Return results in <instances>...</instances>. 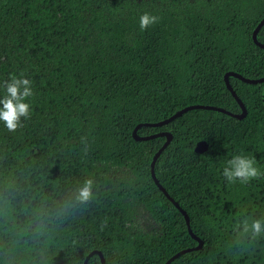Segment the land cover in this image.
Masks as SVG:
<instances>
[{"label":"trees","instance_id":"1","mask_svg":"<svg viewBox=\"0 0 264 264\" xmlns=\"http://www.w3.org/2000/svg\"><path fill=\"white\" fill-rule=\"evenodd\" d=\"M145 12L159 17L146 30ZM264 0H0V98L15 75L32 81L31 116L0 122V264H264V236L233 242L245 216L264 219V81L229 76L242 119L183 107L241 111L224 75L264 76L252 33ZM264 43V24L257 33ZM208 144L195 152L198 141ZM235 155L262 175L229 183ZM91 179L92 198L75 195ZM87 264H101L93 254Z\"/></svg>","mask_w":264,"mask_h":264},{"label":"clouds","instance_id":"2","mask_svg":"<svg viewBox=\"0 0 264 264\" xmlns=\"http://www.w3.org/2000/svg\"><path fill=\"white\" fill-rule=\"evenodd\" d=\"M158 20L159 17L145 12L139 18V27L141 30H146ZM4 88L6 94L0 98V122L9 132L14 133L23 126L22 118L27 120L31 116V107L25 100L33 95L32 81L13 75L10 80L4 82ZM222 175L229 183L240 181L246 184L253 179L260 178L262 173L256 166L254 157L235 155L228 160ZM92 185L91 179L86 180L84 185L78 189L75 200L81 204L90 201ZM233 231L236 233L233 243L247 247L258 237L264 236V219L245 216L234 225Z\"/></svg>","mask_w":264,"mask_h":264},{"label":"water","instance_id":"3","mask_svg":"<svg viewBox=\"0 0 264 264\" xmlns=\"http://www.w3.org/2000/svg\"><path fill=\"white\" fill-rule=\"evenodd\" d=\"M263 24H264V17L260 20V22L257 24V26L255 27V29L253 30V33H252V39H253L254 43L256 45H258L259 47H261V48H264V43L258 41L257 33H258L259 29L262 27ZM229 76H233V77L239 78L242 81L247 82V83H259V82H262V81H264V76H261L259 78H248V77H244L240 73H237V72H234V71H229V72H227L224 75V80H225V83H226V86H227L228 90L231 92V94L234 96V98L239 103V106L241 108L240 112L233 113V112H231L229 110H226L223 107H219V106H216V105L193 104V105H189V106L183 107L182 109H180L179 111L174 113L169 118L163 119V120H161L159 122H146V123L137 124L135 126V128L133 129V133H132L134 139H136V140H144V139H149V138H153V137H157V136H165L166 137V139H165L164 143L162 144V146L156 151V153L153 156V159H152V162H151V175H152V178H153L155 184L161 189V191L167 196V198L173 203V205L176 208H178L180 210V212L183 214V217L185 219V222H186V225H187V228H188V231H189L190 235L192 237H194L196 240H198V245L194 248L196 250L200 249L202 247V240L193 233V231H192V229L190 227L189 218H188V215H187L186 211L178 204V202H176L172 197H170V195L167 193L165 188L159 183L158 179L156 178L155 172H154L155 161H156L157 157L159 156V154L165 149V147L171 141L172 135L169 132H167V131H162V132H159V133H156V134H153V135H149V136H139L137 134V131H138V129L141 126H145V125L146 126H161V125H164V124L170 122L171 120H173L174 118L178 117L179 115H181V114H183V113H185V112H187L189 110H192V109L216 110V111L228 114V115L233 116V117L238 118V119L244 118L246 116V113H247L246 106L244 105V103L242 102L240 97L236 94V92L234 91V89H233V87H232V85L230 83ZM207 148H208V144L205 141L201 140V141H198L196 143V146H195L194 150L197 153H202V152L206 151ZM190 250H192V248L184 249V250H181V251L177 252L176 254L171 256L164 264H169L173 259H175L179 255H181L182 253H184L186 251H190ZM93 254H97L99 256L101 264H106V261H105L103 255H102L101 251H99V250H93L92 252H90L86 256L83 264H87L89 258Z\"/></svg>","mask_w":264,"mask_h":264}]
</instances>
